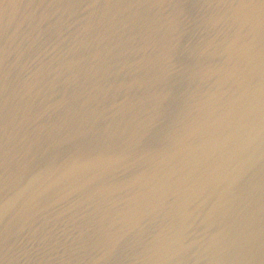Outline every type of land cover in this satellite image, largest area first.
Segmentation results:
<instances>
[{"label": "water", "instance_id": "1", "mask_svg": "<svg viewBox=\"0 0 264 264\" xmlns=\"http://www.w3.org/2000/svg\"><path fill=\"white\" fill-rule=\"evenodd\" d=\"M0 264H264V0H0Z\"/></svg>", "mask_w": 264, "mask_h": 264}]
</instances>
